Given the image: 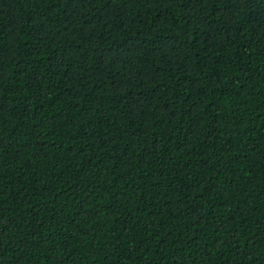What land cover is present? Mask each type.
<instances>
[{"label":"trees","instance_id":"1","mask_svg":"<svg viewBox=\"0 0 264 264\" xmlns=\"http://www.w3.org/2000/svg\"><path fill=\"white\" fill-rule=\"evenodd\" d=\"M0 264H264V0H0Z\"/></svg>","mask_w":264,"mask_h":264}]
</instances>
